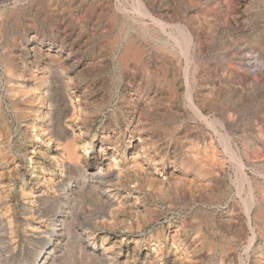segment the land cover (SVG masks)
<instances>
[{"label":"rangeland","instance_id":"rangeland-1","mask_svg":"<svg viewBox=\"0 0 264 264\" xmlns=\"http://www.w3.org/2000/svg\"><path fill=\"white\" fill-rule=\"evenodd\" d=\"M134 132L164 179L109 197ZM153 263L264 264V0H0V264Z\"/></svg>","mask_w":264,"mask_h":264},{"label":"bare ground","instance_id":"bare-ground-1","mask_svg":"<svg viewBox=\"0 0 264 264\" xmlns=\"http://www.w3.org/2000/svg\"><path fill=\"white\" fill-rule=\"evenodd\" d=\"M5 1V0H4ZM168 2V1H167ZM186 2V1H185ZM137 4V3H136ZM137 6V5H136ZM188 6V5H187ZM174 8V7H173ZM164 9V8H163ZM119 10V9H118ZM170 10H172V9H170ZM170 10H168L169 12H170ZM159 11V10H158ZM192 11V10H191ZM120 12V11H119ZM148 12H149V10H148ZM168 12V13H169ZM115 12L113 11V14H114ZM123 13V12H122ZM152 13V12H151ZM182 13V12H181ZM187 14V13H186ZM154 15V14H153ZM179 15V14H178ZM180 16V15H179ZM114 17V16H113ZM117 17H119V16H117ZM162 17V16H161ZM184 17V16H183ZM121 18V17H120ZM126 18V17H125ZM169 18V17H168ZM173 18V17H172ZM123 19V18H122ZM138 20H139V18H137ZM158 19V18H157ZM159 19H161V18H159ZM137 20V21H138ZM153 20V19H152ZM180 20V19H179ZM135 21H136V17H135ZM177 21V20H176ZM144 23V22H143ZM142 24V23H141ZM164 24V23H163ZM179 24V23H178ZM140 25V24H139ZM181 25V24H180ZM167 26V25H166ZM173 26V25H172ZM137 27H139V26H137ZM142 27V26H141ZM178 27V26H177ZM181 27V26H180ZM165 28V27H164ZM159 30H160V28H159ZM169 30V29H168ZM157 31V30H156ZM166 31V30H165ZM164 32V31H163ZM146 33V32H145ZM154 33V32H153ZM165 33V32H164ZM183 33H185V31L183 32L182 31V34ZM138 34V33H137ZM158 33H156V35H157ZM186 34V33H185ZM148 35V34H147ZM141 36V35H140ZM210 36V35H209ZM130 37H131V35H130ZM26 39V38H25ZM21 40V39H20ZM27 40V39H26ZM142 40V39H141ZM36 41V40H35ZM142 42V41H141ZM32 43V42H31ZM117 43V42H116ZM120 43V42H119ZM123 43V42H122ZM40 44V43H39ZM126 46H125V49L123 50V51H121V54H120V57H119V59L122 61V63L124 64V66H126V67H132L134 64H135V62L136 61H138L139 59H141L142 58V56H143V52H142V50L140 49V48H138L135 44H134V41L133 40H128L127 42H126ZM139 44H140V42H139ZM145 44V43H144ZM183 44V43H182ZM186 43H184V45H185ZM37 45V44H36ZM63 46V45H62ZM120 46V45H119ZM186 46V45H185ZM189 46V45H188ZM191 46V45H190ZM61 47V46H60ZM153 47V46H152ZM162 48V47H161ZM39 50L41 49V48H38ZM159 50H161V49H159ZM181 50V49H180ZM59 51V50H58ZM156 51H158V50H156ZM57 52V51H56ZM159 52V51H158ZM161 52V51H160ZM62 53H65V52H63L62 51ZM162 53V52H161ZM164 54V53H163ZM196 54V53H195ZM194 54V55H195ZM58 54L56 53V56H57ZM116 55V54H115ZM161 55V54H160ZM196 56V55H195ZM44 57H45V55H44ZM43 57V58H44ZM48 57V56H47ZM46 58V57H45ZM50 58V57H49ZM68 58V57H67ZM191 58V57H190ZM250 58V57H249ZM47 59V58H46ZM64 59V58H63ZM150 59V58H149ZM153 59H154V57H153ZM50 60V59H49ZM62 60V59H61ZM65 60V59H64ZM151 60V59H150ZM52 61H54V60H52ZM159 61V60H158ZM194 61V60H193ZM64 62V61H63ZM188 63V62H187ZM190 63V62H189ZM140 64V63H139ZM182 64H183V62H182ZM151 65V64H150ZM172 65H174V64H172ZM186 66H187V64H185ZM152 66V65H151ZM184 66V65H183ZM72 67V66H71ZM75 67V66H74ZM174 67H175V65H174ZM147 68V67H146ZM182 68V67H181ZM188 68V67H187ZM179 70H180V68H179ZM187 70V69H186ZM59 71V70H58ZM182 71V70H181ZM45 72V71H44ZM165 72V71H164ZM187 72V71H186ZM170 73V72H169ZM181 74H182V72H180ZM179 73V74H180ZM185 73V72H184ZM33 74V73H32ZM39 74V73H38ZM124 74V73H123ZM125 74H127V73H125ZM129 74V73H128ZM180 74V75H181ZM37 75V74H36ZM184 75V74H183ZM124 76V75H123ZM126 76V75H125ZM135 76V75H134ZM141 76H142V74H141ZM186 76V75H185ZM37 77V76H36ZM50 77V76H49ZM133 77V76H132ZM143 77V76H142ZM153 77V76H152ZM169 77V76H168ZM179 77V76H178ZM184 78V77H183ZM185 78H187V77H185ZM47 79V78H46ZM55 80H57V79H55ZM186 80H188V79H185V81ZM134 81V80H133ZM58 82H60V81H58ZM131 83V82H130ZM132 84V83H131ZM47 86V85H46ZM186 86H187V83H186ZM35 88V87H34ZM128 88H129V85H128ZM157 88V87H156ZM22 89V88H21ZM123 89V88H122ZM125 89V88H124ZM146 89V88H145ZM171 89V88H170ZM32 90V89H31ZM35 90V89H34ZM47 90V89H46ZM81 90V89H80ZM118 90V89H117ZM129 90V89H128ZM19 91V90H18ZM24 91V90H23ZM130 91V90H129ZM17 92V91H16ZM120 92H122V91H120ZM192 92V91H191ZM214 92V91H213ZM34 93V92H33ZM171 93V92H170ZM188 93H189V91H188ZM193 93V92H192ZM38 94H40V93H38ZM49 94V93H48ZM86 94H87V92H86ZM117 94V93H116ZM123 95H124V93H122ZM79 95V94H78ZM117 95H119V94H117ZM173 95V94H172ZM197 95H199V94H197ZM84 96V95H83ZM82 96V97H83ZM113 96H114V94H113ZM125 96V95H124ZM190 96V98H191V95H189ZM34 97V96H33ZM79 97V96H78ZM110 97V96H109ZM127 97V96H126ZM131 97V96H130ZM134 97V96H133ZM144 97V96H143ZM35 98V97H34ZM40 98V97H39ZM87 98V97H86ZM111 98V97H110ZM137 98H138V96H137ZM136 98V99H137ZM172 98V97H171ZM187 98H189V97H186V99ZM194 98V97H193ZM206 98V97H205ZM129 99V98H128ZM144 99H145V97H144ZM216 99V98H215ZM214 99V100H215ZM36 100V99H35ZM47 100V99H46ZM102 100V99H101ZM110 100V99H109ZM120 101H122V100H120ZM144 101V100H143ZM150 101V100H149ZM188 101V100H187ZM194 101V100H193ZM196 101V100H195ZM207 101V100H206ZM87 101H85V103H86ZM115 102V101H114ZM118 102V101H117ZM189 102H190V100H189ZM205 102V101H204ZM230 102V101H229ZM75 103V102H74ZM123 103V102H122ZM139 103V102H138ZM141 103V102H140ZM149 103V102H148ZM187 103V102H186ZM234 103V102H233ZM48 104V103H47ZM81 105H83L82 103H80ZM108 104V103H107ZM136 104V103H135ZM146 105H147V103H145ZM196 104V103H195ZM199 104V103H198ZM24 105V104H23ZM44 105V104H43ZM117 105V104H116ZM131 105V104H130ZM205 105V104H204ZM118 106V105H117ZM38 107V106H37ZM84 107H87V106H84ZM123 107V106H122ZM141 107H142V105H141ZM193 107V106H192ZM199 107V106H198ZM210 107H212V106H210ZM219 108V107H218ZM45 109V108H44ZM74 109H75V107H74ZM127 109V108H126ZM139 109V108H138ZM143 109V108H142ZM111 110H113V109H111ZM124 110V109H123ZM143 110H145V109H143ZM195 110H197V109H195ZM199 110V109H198ZM210 110V109H209ZM114 111V110H113ZM141 111V110H140ZM221 111V110H220ZM41 112V111H40ZM45 112V111H44ZM116 112V111H115ZM121 112V111H120ZM124 112V111H123ZM201 112H203L202 110H201ZM76 113V112H75ZM80 113V112H79ZM78 113V114H79ZM150 113V112H149ZM219 113H221V112H219ZM224 113V112H223ZM39 114V113H38ZM74 114V113H73ZM199 114V113H198ZM31 115H32V113H31ZM36 115V114H35ZM204 115V114H203ZM206 115V114H205ZM88 116V115H87ZM109 116V115H108ZM140 116V115H139ZM217 116V115H216ZM220 116V115H219ZM26 117V116H25ZM33 117V116H32ZM39 117V116H38ZM85 117V116H84ZM83 117V118H84ZM208 117H209V115H208ZM222 117V116H221ZM40 118V117H39ZM78 118V117H77ZM81 118V117H80ZM82 118V119H83ZM114 118V117H113ZM142 118V117H141ZM146 118H147V116H146ZM149 118V117H148ZM152 118V117H151ZM27 119V118H26ZM25 119V120H26ZM38 119V118H37ZM65 119V118H64ZM68 119H69V116H68ZM70 119H71V117H70ZM70 119L68 120V121H70ZM73 119V118H72ZM132 119V118H131ZM216 119H218V118H216ZM45 120V119H44ZM66 120V119H65ZM92 120V119H91ZM133 120H135V119H133ZM28 122V121H27ZM35 122V121H34ZM64 122V121H63ZM86 122V121H85ZM121 122V121H120ZM127 122V121H126ZM220 122V121H219ZM30 123H31V121H30ZM40 123V122H39ZM47 123V122H46ZM65 123V122H64ZM67 123V122H66ZM207 123H208V120H207ZM82 124V123H81ZM80 124V125H81ZM107 124V123H106ZM213 124V123H212ZM73 125V124H72ZM71 125V126H72ZM108 125V124H107ZM111 125V124H110ZM144 125V124H143ZM146 125V124H145ZM221 125V124H220ZM42 126V125H41ZM126 126V125H125ZM84 127V126H83ZM108 127V126H107ZM121 127V126H120ZM213 127V126H212ZM221 127V126H220ZM44 128V127H43ZM75 128V127H74ZM128 128V127H127ZM77 129V128H76ZM130 129V128H129ZM29 130H31L30 128H29ZM57 130V129H56ZM215 130V129H214ZM223 130V129H222ZM75 131H77V130H75ZM86 131V130H85ZM72 132H74V131H72ZM108 132V131H107ZM112 132V131H111ZM140 132H141V130H140ZM106 133V132H105ZM129 133V132H128ZM148 133V132H147ZM35 134H37V136L38 135H40V137H42L43 135H44V132L42 131V129L41 128H37V130H36V133ZM53 134V133H52ZM51 134V135H52ZM98 134V133H97ZM101 134H103V133H101ZM112 134V133H111ZM145 134V133H144ZM79 135V134H78ZM109 135V134H108ZM149 135V134H148ZM57 136V135H56ZM81 136V135H80ZM83 136V135H82ZM110 136V135H109ZM113 136L115 137L116 135H115V133L113 134ZM146 136V135H145ZM58 137V136H57ZM76 137V136H75ZM79 137V136H78ZM104 137V136H103ZM34 138V137H33ZM32 138V139H33ZM46 138V137H45ZM83 138V137H82ZM62 139V138H61ZM64 139V138H63ZM79 139H80V137H79ZM106 139V138H105ZM116 139V138H115ZM144 139H145V137H144ZM47 140V139H46ZM45 140V141H46ZM48 140H50L49 138H48ZM47 140V141H48ZM88 140V139H87ZM93 140V139H92ZM103 140V139H102ZM108 140V139H107ZM119 140V139H118ZM41 141V140H40ZM51 141V140H50ZM78 141V140H77ZM88 141H90V140H88ZM122 141V140H121ZM126 141V140H125ZM148 141V140H147ZM161 141V140H160ZM90 142H92V141H90ZM109 142V141H108ZM116 142V141H115ZM146 142V141H145ZM145 142H144V140H143V138L137 133V132H134V134L133 135H129V138H128V140H127V142H126V149H128L129 150V153H130V160H128L127 159V157L125 158L127 161H129L128 162V165L126 166H124L122 163H120V160L121 159H119L118 158V156L117 155H119V148H115V147H113V146H111V145H109V147H106V149L104 148V149H99V155L101 156V158H102V161H99L100 160V158H99V160H97V159H95V157L94 158H92L89 162H87L86 163V165H88V168H86V171H88L87 173H90V174H105V177H106V181L108 182L109 180H110V182L109 183H107V186L105 187V191L108 193V195H109V197H114V189H116V187L117 186H119V185H121L122 183L120 182V181H122V179H126V181L125 182H127V184H130L129 186L130 187H133L134 185H136V184H138V182L140 181L139 179H137L136 177H138L139 175H141L140 173H147V174H152L153 172L154 173H156L157 175L158 174H160L161 175V177H160V175H159V177H157V178H160V179H164V177H163V173H162V169L161 168H158L157 167V165H159V164H161L163 161H161V160H158V161H155V159H154V157H153V155H151V152L152 151H154V150H156V147H151V146H149V145H147V144H145ZM89 143V142H88ZM95 143V142H94ZM111 143V142H110ZM159 143V142H158ZM47 144V143H46ZM102 144V143H101ZM103 144H105V143H103ZM156 144V143H155ZM44 145H45V143H44ZM55 145V144H54ZM74 145V144H73ZM106 145V144H105ZM34 146V145H33ZM42 146H43V144H42ZM60 146V145H59ZM111 146V147H110ZM2 147V146H1ZM32 147V146H31ZM47 147V146H46ZM62 147V146H61ZM83 147H84V145H83ZM103 147V146H102ZM119 147V146H118ZM174 147V146H173ZM77 148V147H76ZM88 148V147H87ZM87 148H85V149H87ZM34 149V148H33ZM44 149V148H43ZM54 149V148H53ZM62 149H63V147H62ZM163 149V148H162ZM31 150V149H30ZM89 150H90V148H89ZM43 151V150H42ZM45 151V150H44ZM55 151V150H54ZM83 151V150H82ZM81 151V152H82ZM96 151V150H95ZM217 151V150H216ZM29 152V151H28ZM66 152V151H65ZM80 152V151H79ZM128 152V151H127ZM159 152V151H158ZM167 152V151H166ZM39 153V152H38ZM51 153V152H50ZM85 153V152H84ZM124 153V152H123ZM187 153H189V152H187ZM44 154V153H43ZM42 154V155H43ZM46 154V153H45ZM64 154V153H63ZM67 154V153H66ZM117 154V155H116ZM133 154V155H132ZM153 154V153H152ZM53 155V154H52ZM65 155V154H64ZM78 155V154H77ZM96 155V154H95ZM126 155V154H125ZM162 155V154H161ZM48 156V155H47ZM50 156V155H49ZM48 156V157H49ZM63 156V155H62ZM89 156V155H88ZM33 157V156H32ZM43 157H46L45 155L43 156ZM75 157V156H74ZM92 157V156H91ZM34 158V157H33ZM38 158V157H37ZM50 158V157H49ZM54 158V157H53ZM59 158V157H58ZM64 158V157H63ZM48 159V158H47ZM61 159V158H60ZM158 158H156V160H157ZM164 159V158H163ZM198 159V158H197ZM211 159V158H210ZM8 160V159H7ZM31 160V159H30ZM41 160V159H40ZM44 160V159H43ZM52 160V159H51ZM59 160V159H58ZM65 160V159H64ZM85 160V159H84ZM83 160V161H84ZM208 160V159H207ZM36 161H37V159H36ZM50 161V160H49ZM239 161V160H238ZM237 161V162H238ZM4 162V161H3ZM44 162V161H43ZM170 162V161H169ZM181 162V161H180ZM234 162V161H233ZM236 162V161H235ZM240 162V161H239ZM53 163H54V161H53ZM11 164H12V162H11ZM10 164V165H11ZM40 164V163H39ZM42 164V163H41ZM46 164V163H45ZM44 164V165H45ZM60 164V163H59ZM80 164V163H79ZM169 164H171V163H169ZM239 164V163H238ZM173 165V164H172ZM237 165V164H236ZM15 166V165H14ZM52 165H50V167H51ZM60 166V165H59ZM81 166V165H80ZM215 166V165H214ZM237 166H239V165H237ZM236 166V167H237ZM245 166V165H244ZM36 167V166H35ZM160 167H161V165H160ZM174 167V166H173ZM228 167V166H227ZM240 167V166H239ZM53 168V167H52ZM171 168H172V166H171ZM193 168V167H192ZM215 168H216V166H215ZM224 168V167H223ZM38 169V168H37ZM175 169H177V168H175ZM244 169V168H243ZM11 170V169H10ZM53 170V169H52ZM182 170V169H181ZM189 170H190V168H189ZM30 171V170H29ZM28 171V172H29ZM39 171V170H38ZM176 171V170H175ZM179 171H180V169H179ZM220 171V170H219ZM247 171V170H246ZM40 172V171H39ZM42 172V171H41ZM133 173V175H131ZM40 174V173H39ZM156 174H155V176H156ZM167 174V173H166ZM170 175V174H169ZM191 175V174H190ZM216 175V174H215ZM247 175V174H246ZM29 176V175H28ZM31 176V175H30ZM66 176V175H65ZM143 176H145V175H143ZM147 176V175H146ZM177 176V175H176ZM175 176V177H176ZM241 176V175H240ZM244 176V175H243ZM239 177V176H238ZM246 178H247V176H245ZM244 177V178H245ZM151 178V177H150ZM149 178V179H150ZM156 178V179H157ZM168 178V177H167ZM173 178V177H172ZM212 178V177H211ZM241 178H242V176H241ZM240 178V179H241ZM245 178V179H246ZM67 179V178H66ZM155 179V178H154ZM169 179V178H168ZM244 179V180H245ZM52 180V179H51ZM142 180V179H141ZM166 181H167V179H165ZM247 180V179H246ZM30 181V180H29ZM36 181V180H35ZM45 181V180H44ZM87 181V180H86ZM143 181V180H142ZM151 181V180H150ZM158 180H156V182H157ZM206 181V180H205ZM215 181V180H214ZM242 181V180H241ZM37 182V181H36ZM63 182V181H62ZM68 182V181H67ZM124 182V181H123ZM152 182V181H151ZM155 182V181H154ZM243 182V181H242ZM168 183V182H167ZM171 183V182H170ZM201 183V182H200ZM207 183V182H206ZM153 184V183H152ZM155 184V183H154ZM161 184V183H160ZM163 184H164V182H163ZM178 184V183H177ZM209 184V183H208ZM212 184V183H211ZM246 184V183H245ZM35 185V184H34ZM166 185V184H165ZM169 185V184H168ZM184 185V184H183ZM204 185V184H203ZM43 186V185H42ZM137 186V185H136ZM147 186H150L149 185V183H148V185ZM182 186V185H181ZM214 186V185H213ZM237 186V185H236ZM250 186V185H249ZM38 187H39V185H38ZM129 187V188H130ZM164 187V186H163ZM162 187V188H163ZM179 187V186H178ZM184 187V186H183ZM186 187V186H185ZM215 187V186H214ZM213 187V188H214ZM124 188V187H123ZM135 188V187H134ZM143 188V187H142ZM167 188V187H166ZM240 188V187H239ZM37 189V188H36ZM71 189V188H70ZM136 189V188H135ZM145 189V188H144ZM151 189V188H150ZM178 189V188H177ZM67 190V189H66ZM125 190V189H124ZM127 190V189H126ZM134 190V189H133ZM139 190V189H138ZM137 190V191H138ZM152 190H154V189H152ZM169 190H171V188L170 189H168L167 191H169ZM186 190V189H185ZM43 191V190H42ZM116 191H118V190H116ZM115 191V192H116ZM151 191V190H150ZM173 191V190H172ZM171 191V192H172ZM181 191H184V189L183 190H181ZM241 191H242V189H241ZM59 192V191H58ZM72 192V191H71ZM128 192V191H127ZM139 192V191H138ZM154 192V191H153ZM170 192V191H169ZM168 192V193H169ZM185 192V191H184ZM40 193V192H39ZM66 193V192H65ZM148 192H146V194H147ZM164 193V192H163ZM177 193H178V191H177ZM186 193H187V190H186ZM21 194V193H20ZM58 194V193H57ZM118 194V193H117ZM127 194V193H126ZM139 194V193H138ZM156 194H157V192H156ZM179 194V193H178ZM178 194H175V195H178ZM183 194V193H182ZM43 195V194H42ZM103 195V194H102ZM124 195V194H123ZM142 195H143V193H142ZM155 195V194H154ZM165 195V194H164ZM168 195V194H167ZM201 195V194H200ZM62 196H64V195H62ZM140 196H141V194H140ZM152 196V195H151ZM157 197H159L160 199L162 198L161 196H159V195H156ZM58 197V196H57ZM68 197V196H67ZM107 197V196H106ZM132 197V196H131ZM138 197V196H137ZM144 197H145V195H144ZM150 197V196H149ZM153 197V196H152ZM203 198H204V196H202ZM59 198V197H58ZM115 198V197H114ZM141 198H143V196L141 197ZM159 198H158V200H159ZM67 199V198H66ZM132 199V198H131ZM140 199V198H139ZM156 199V198H155ZM171 199V198H170ZM98 200V199H97ZM117 200V199H116ZM128 200V199H127ZM157 200V199H156ZM259 200V199H258ZM30 201V200H29ZM28 201V202H29ZM121 201V200H120ZM133 201H134V199H133ZM139 201V200H138ZM167 201H168V199H167ZM122 202H125V201H122ZM135 202V201H134ZM140 202H141V200H140ZM142 202H144V201H142ZM27 203V202H26ZM121 203V202H120ZM136 203H138V202H136ZM247 203V202H246ZM128 204V203H127ZM133 204V203H132ZM135 204V203H134ZM118 205V204H117ZM251 205V204H250ZM116 206V205H115ZM129 206V205H128ZM249 206V205H248ZM118 207H120V206H118ZM143 207V206H142ZM250 207V206H249ZM249 207H247V208H249ZM124 208V207H123ZM121 209V208H120ZM119 209V210H120ZM125 209V208H124ZM129 209V208H128ZM135 209V208H134ZM33 210V209H32ZM88 210V209H87ZM118 210V209H117ZM130 210V209H129ZM137 210V209H136ZM140 210H141V208H140ZM247 210V209H246ZM69 211H71L70 209H69ZM81 211V210H80ZM115 211H116V209H115ZM127 211V210H126ZM132 211V210H131ZM143 211V210H142ZM121 212H123V211H121ZM125 212V211H124ZM129 212V211H128ZM140 212V211H139ZM117 213H118V211H117ZM126 213V212H125ZM142 213V212H141ZM145 213V212H144ZM77 214V213H76ZM104 214V213H103ZM111 215H113L112 213H111ZM248 215H249V213H248ZM64 216H65V214H64ZM125 216V215H124ZM124 216H121L122 217V219H123V217ZM137 216V215H136ZM77 217V216H76ZM79 217V216H78ZM87 217V216H86ZM130 217H132V216H130ZM137 217H139V215L137 216ZM90 218V217H89ZM110 218H113V217H110ZM140 218H141V216H140ZM258 218V217H257ZM82 219V218H81ZM91 219V218H90ZM116 219V218H115ZM114 219V220H115ZM118 219H120V218H118ZM78 220H80V219H78ZM96 220V219H95ZM105 220V219H104ZM111 220H113V219H111ZM111 220H109V222L111 221ZM114 220L112 221V223L111 224H113V222H114ZM126 220V219H125ZM133 220V219H132ZM132 220H131V222H132ZM57 221V220H56ZM55 221V222H56ZM83 221V220H82ZM92 221V220H91ZM117 221H119V220H117ZM121 221V220H120ZM48 222V221H47ZM100 222H102V221H100ZM104 222V221H103ZM192 222V221H191ZM73 223V222H72ZM75 223V222H74ZM82 223V222H81ZM97 223V222H96ZM124 224L125 223H127V222H123ZM129 223V222H128ZM142 223V222H141ZM140 223V224H141ZM188 223V222H187ZM186 223V224H187ZM71 224V223H70ZM86 224V223H85ZM101 224H103V223H101ZM114 224H115V222H114ZM132 224V223H131ZM138 224H139V222H138ZM138 224L136 225V227L138 226ZM115 225H117V224H115ZM126 225V224H125ZM169 225V224H168ZM143 226V225H142ZM49 227V226H48ZM71 227V226H70ZM72 227H74V226H72ZM171 227V226H170ZM78 228V227H77ZM121 228H123V226L121 227ZM127 228V227H126ZM169 228V227H168ZM125 229V228H124ZM136 229V228H135ZM137 229H139L138 227H137ZM176 229H177V227H176ZM140 230V229H139ZM130 231H131V229H130ZM133 231H135V230H133ZM137 231V230H136ZM142 231V230H141ZM132 235V234H131ZM124 236V235H123ZM172 236V235H171ZM94 237V236H93ZM108 238V237H107ZM150 238V237H149ZM199 238V237H198ZM118 239H119V237H118ZM126 239V238H125ZM197 239V238H196ZM83 240V239H82ZM97 240V239H96ZM101 240V239H100ZM109 240V239H108ZM121 240V239H120ZM152 240V239H151ZM114 241V240H113ZM126 241V240H125ZM124 242V241H123ZM142 242V241H141ZM150 242H152V241H150ZM162 242V241H161ZM99 243V242H98ZM121 243V242H120ZM120 243H119V246H120ZM130 243V242H129ZM148 243V242H147ZM157 243V242H156ZM163 243V242H162ZM173 243V242H172ZM111 244V243H110ZM128 244V243H127ZM138 244V243H137ZM106 245V244H105ZM112 245V244H111ZM118 245V244H117ZM149 245V244H148ZM160 246V245H159ZM174 246H175V243H174ZM111 247V246H110ZM116 247H118V246H116ZM131 247H132V245H131ZM163 247V246H162ZM120 248V247H119ZM155 248V247H154ZM158 248V247H157ZM160 248V247H159ZM116 249V248H115ZM131 249V248H130ZM120 250V249H119ZM136 250V249H135ZM121 251V250H120ZM148 251V250H147ZM146 251V252H147ZM178 251V250H177ZM131 252H133V251H131ZM156 252H158V251H156ZM115 253H116V251H115ZM165 253V252H164ZM133 254V253H132ZM157 254V253H156ZM116 255V254H115ZM134 255V254H133ZM174 255V254H173ZM149 256V255H148ZM154 256V255H153ZM169 257V256H168ZM87 258H89V257H87ZM105 258V257H104ZM103 258V259H104ZM109 258V257H108ZM125 258V257H124ZM149 258V257H148ZM153 258V257H152ZM121 259V258H120ZM126 259V258H125ZM141 259V258H140ZM146 259V258H145ZM151 259V258H150ZM159 259L161 260V258L159 257ZM88 260V259H87ZM139 260V259H138ZM147 260V259H146ZM174 260V259H173ZM148 261V260H147ZM134 262H137V261H134ZM163 262V261H162ZM116 263H118V262H116ZM129 263V262H128ZM139 263V262H138ZM147 263V262H146ZM157 263V262H156ZM154 264V263H153ZM175 264V263H174Z\"/></svg>","mask_w":264,"mask_h":264}]
</instances>
